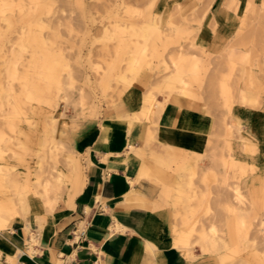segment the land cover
<instances>
[{
    "label": "rangeland",
    "instance_id": "obj_1",
    "mask_svg": "<svg viewBox=\"0 0 264 264\" xmlns=\"http://www.w3.org/2000/svg\"><path fill=\"white\" fill-rule=\"evenodd\" d=\"M216 2L233 12L225 27L235 31H219L222 24L210 17ZM206 25L216 38L210 46L203 42ZM130 67L144 89L141 105L149 91L170 100L162 93L164 80L180 71L216 119L206 153L173 159L181 176L168 185L164 202L172 208L174 232L215 228L216 254L203 251L193 232L203 264L205 254L209 264H264V176L250 189L245 179L255 167L237 159L232 148L233 139L246 141L235 109L264 110V0H176L165 12L156 0H0L2 172L21 180L29 174L32 183L40 174L47 177L53 167H46L53 165L49 148L57 141L68 145L63 127L69 123L65 113L61 119L47 110L50 94L80 105L82 116L94 115L129 89L116 77L122 72L130 78ZM55 200L54 211L62 198Z\"/></svg>",
    "mask_w": 264,
    "mask_h": 264
},
{
    "label": "crops",
    "instance_id": "obj_2",
    "mask_svg": "<svg viewBox=\"0 0 264 264\" xmlns=\"http://www.w3.org/2000/svg\"><path fill=\"white\" fill-rule=\"evenodd\" d=\"M174 1L156 3L165 12ZM210 15L222 24L220 32L236 30L225 27L234 14L221 2L214 4ZM214 36L213 27L206 25L204 44L212 45ZM143 92L136 83L115 103H104L89 116L80 115V105H68L63 98L58 102L57 93L50 94L53 103L47 110L61 114L60 118L66 114L69 123L63 127V137L82 154L84 183L67 209L60 203L53 213L30 211L0 230V264H13L7 256L19 250L15 264L188 263L172 245L174 220L172 208L164 202V187L181 176L173 171V159L183 153L195 158L193 153L208 151L216 119L206 100L182 97L171 98L155 121L130 123L128 115L142 106ZM234 115L245 127L246 141L233 139V154L255 167L245 179L253 189L264 176V110L238 107ZM130 143L141 149H128ZM37 214L45 219L40 221ZM26 226L37 237V252L28 251ZM201 257L206 264L211 262L207 254Z\"/></svg>",
    "mask_w": 264,
    "mask_h": 264
},
{
    "label": "bare ground",
    "instance_id": "obj_3",
    "mask_svg": "<svg viewBox=\"0 0 264 264\" xmlns=\"http://www.w3.org/2000/svg\"><path fill=\"white\" fill-rule=\"evenodd\" d=\"M154 29L157 28L154 27ZM132 68L134 67H130L129 71L134 72V74H131L130 78L125 73L123 74L122 72L118 74V77H116L118 80L122 82L123 90L130 88V86H133L135 85V83L138 82L135 77V71ZM163 88L164 89H162V93H165L170 98L185 97V98L195 99V97L192 94L193 87L190 85V82L184 77V75L180 71L169 77H166L164 80ZM168 101L169 98H164L161 100L156 99L155 95L150 91L145 93L144 102L143 105L140 107V109L132 113L131 115H128V117H130V123L132 122V119L135 120L146 119L148 120V122L155 121V118L160 114V112L163 110L165 104ZM232 101L231 100L228 101L229 108H231L232 106L233 103ZM246 101L247 100L245 96H243L241 102L245 103ZM89 111L92 112V110ZM51 120L53 121V123L51 124V130L53 131V133H55L54 131L56 129L57 119L55 117H52ZM149 136H152V131H150ZM52 140H50V142H52ZM57 142L58 144L53 145L51 146V148H49V154L50 157L52 158L53 165H51V162L46 161V163L47 162L49 163L46 167L50 165L53 166L52 169L47 173V177L41 178L40 177L41 174H40L37 180L33 183L31 181V177L29 174L24 175L22 180L20 179L21 177L19 178L17 176V172H16L17 178L9 177V175L7 174L8 172L7 173L2 172L4 167H2L0 163V230L7 227L13 219L25 217L30 211L37 212V210L43 209L48 213H53L54 206L56 203L55 199H57L58 197L62 198L61 204L62 206L66 207V209L73 202L76 194L79 192V190L81 189L84 183V177H85L84 166H83L84 162L82 163L81 158L77 157L82 154L77 150L71 149L66 143L62 141H57ZM40 144L41 146H43L44 144L43 141H40ZM53 144H55L54 141ZM129 147L130 148L128 149L134 150V152L135 150L141 149L140 147H137L132 143H130ZM45 152L46 153L44 154L47 155L48 154L47 147ZM38 161L40 163L41 159H39ZM167 187L168 186L164 187L165 188L164 194H166L168 191ZM55 211H57V209ZM37 215L40 221L44 217V216L41 217L39 214ZM26 227L29 236L28 251L33 253L34 251H36L34 245L38 242V240L36 235L29 229V226ZM214 229L215 228H213L212 232L209 233L206 232L203 228L198 230L195 225H192L189 230L175 228L174 236L172 238V245L182 251L188 262L187 264H203V262L199 260L198 254L195 252L193 246L194 242L191 240V238L193 232L198 231L199 234L197 233L198 237L197 236L196 237L198 239L196 240V242L200 243L203 251H211L216 254L218 252V249L220 248V247L218 248L220 241L216 237ZM21 253L22 250H19L17 253H15L14 256L8 255L7 260L15 264ZM220 256L225 258L226 254L223 252L220 254ZM226 257H228V255ZM212 258L216 259V257L214 256Z\"/></svg>",
    "mask_w": 264,
    "mask_h": 264
},
{
    "label": "built area",
    "instance_id": "obj_4",
    "mask_svg": "<svg viewBox=\"0 0 264 264\" xmlns=\"http://www.w3.org/2000/svg\"><path fill=\"white\" fill-rule=\"evenodd\" d=\"M84 233H85V229L84 228H81L80 229V235H84ZM64 264H66V263H64Z\"/></svg>",
    "mask_w": 264,
    "mask_h": 264
}]
</instances>
